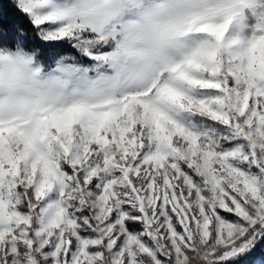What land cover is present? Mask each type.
I'll return each mask as SVG.
<instances>
[{"label": "snow or ice", "instance_id": "6c2138e0", "mask_svg": "<svg viewBox=\"0 0 264 264\" xmlns=\"http://www.w3.org/2000/svg\"><path fill=\"white\" fill-rule=\"evenodd\" d=\"M21 49L0 264H264V0H8Z\"/></svg>", "mask_w": 264, "mask_h": 264}, {"label": "clouds", "instance_id": "9594fccd", "mask_svg": "<svg viewBox=\"0 0 264 264\" xmlns=\"http://www.w3.org/2000/svg\"><path fill=\"white\" fill-rule=\"evenodd\" d=\"M4 52H15L12 49H3ZM29 56L34 57L35 54L27 49L20 50L21 58H14L11 61L0 62V92L5 98L12 94H17L25 86L24 81L28 76V65L25 59ZM110 72V70H105Z\"/></svg>", "mask_w": 264, "mask_h": 264}, {"label": "trees", "instance_id": "16d2710c", "mask_svg": "<svg viewBox=\"0 0 264 264\" xmlns=\"http://www.w3.org/2000/svg\"><path fill=\"white\" fill-rule=\"evenodd\" d=\"M7 2L8 0H0V4H4ZM24 19H25V22H27V18L25 17ZM32 35L34 38L32 43H35L37 46L41 47L45 51V53L48 56L49 62H51V60L55 56H58L60 54H64V53L76 54L75 50L72 49L71 45L67 43L66 41L43 42V41H40L39 38L35 36V33H32Z\"/></svg>", "mask_w": 264, "mask_h": 264}]
</instances>
